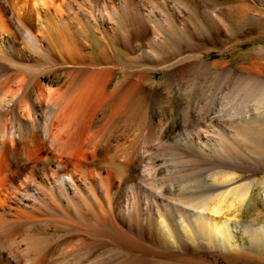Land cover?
<instances>
[{
    "label": "bare ground",
    "instance_id": "obj_1",
    "mask_svg": "<svg viewBox=\"0 0 264 264\" xmlns=\"http://www.w3.org/2000/svg\"><path fill=\"white\" fill-rule=\"evenodd\" d=\"M210 5L0 0V264H101L114 245L128 251L119 264H209L205 248L264 264V64L228 68L198 51L230 31ZM184 41L187 54L160 64ZM195 72L202 89L192 80L178 99L176 76ZM227 87L239 149L209 153L189 137L193 161L172 151L169 168L150 170L136 158L139 141H160L164 106L189 119Z\"/></svg>",
    "mask_w": 264,
    "mask_h": 264
},
{
    "label": "rangeland",
    "instance_id": "obj_2",
    "mask_svg": "<svg viewBox=\"0 0 264 264\" xmlns=\"http://www.w3.org/2000/svg\"><path fill=\"white\" fill-rule=\"evenodd\" d=\"M208 4H211L210 6L211 9H214V13L218 12L220 17L224 18L226 23H228L230 31L219 34L213 41L207 39H197L195 45L198 51L202 55H209L208 57L212 60L225 62L228 68L232 67L234 69H238L240 65H250L253 60L264 64V0H208ZM235 5L239 7L238 16L233 14ZM151 24L153 25L154 22H151ZM89 42L91 41L89 40ZM141 47L144 48L146 46L144 45ZM139 49L140 48H138V51ZM123 51L128 52L127 50ZM188 51L189 48L184 41L181 49L177 46L172 47L169 53L164 58L160 59V64L164 65L167 62L174 61L181 57V55L187 54ZM156 76L157 78H160L161 73L157 72ZM176 77L177 81L175 82V91L178 99L180 100L184 99L186 92L193 87L192 80L196 84V87H202V83L200 81L203 80V75H198L197 72L190 74L189 79L188 77ZM159 88L161 90V87H158V90ZM161 91L159 93H161ZM227 94L228 87L223 90L213 89V92L212 94L210 92V97L208 99L210 105V109H208V111L200 113L195 107L191 111V117L189 119H186V117L182 115L181 117H178L176 122H174L168 107L164 106V119L159 120L157 118L158 120H155L154 122L156 129L159 130L155 137H159L160 141L154 140L152 145H148L143 142L144 139L143 141H139L140 146L136 152V158L145 164L150 170L155 159L164 160L165 163L163 164H165V167L168 166L169 168L171 166L170 158L172 151H175L173 153H176L178 157L181 155L184 156L182 149L184 147L189 148L187 145L189 144L188 142H190L188 141L189 137L193 140L194 144H197V147L198 144H200L202 147L206 148L209 153L211 150L214 151L222 147L224 144L223 142L233 145L234 149H239V146L236 145L234 143V139H232V133L234 131V126L231 121L232 118L224 113V111H221L226 104ZM193 104L195 105V103ZM205 123L209 124V131L198 132L201 125ZM219 128L223 132L221 135L218 133ZM169 146H172V149ZM194 151L196 152V150ZM185 159L193 161L192 157L187 155L184 156V160ZM120 167L121 165L119 164L118 168L121 169ZM261 173H264V165L261 172H259V175ZM203 176L205 179L208 178L207 180H211L209 175L206 173L203 174ZM156 179L158 182L155 184L160 185L161 176L158 175ZM167 183L168 182L165 184ZM129 192L130 191L126 189V194H129ZM132 200L133 199L130 195L123 197L122 199L123 204L129 205L132 203ZM152 201V198H147L143 200V205H152ZM248 215L249 216L246 217L253 216L252 213H248ZM201 251H203V256L207 258L209 264H259L255 261L246 262L243 260L234 263L232 262V259H234L233 257H225L226 253H222L214 249L205 248ZM127 252V249L118 245L108 246L103 250V261L101 264H119L124 259V255ZM156 262L157 260L150 256L143 264H157ZM161 263L190 264L182 263L177 260L169 262L165 260L161 261Z\"/></svg>",
    "mask_w": 264,
    "mask_h": 264
}]
</instances>
